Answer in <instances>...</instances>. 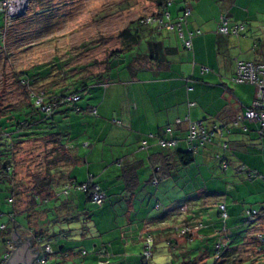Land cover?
Returning <instances> with one entry per match:
<instances>
[{"label": "crops", "instance_id": "0c3cea01", "mask_svg": "<svg viewBox=\"0 0 264 264\" xmlns=\"http://www.w3.org/2000/svg\"><path fill=\"white\" fill-rule=\"evenodd\" d=\"M214 1L216 5L205 0L182 3L170 13L172 30L145 26L162 43L157 56L133 71L115 70L108 81L87 93L91 103L75 112L57 113L56 123L87 119V139L80 147H66L78 162L53 172L58 184L54 183L55 196L44 203L47 207L31 209L25 184L17 186V166L8 167L11 180L0 179V264H8L17 248L11 237L14 229L22 242L31 237L34 253L40 254L37 240L51 248L53 253L45 264H144L142 253L148 237L153 241L150 260L159 255L165 264L173 263L166 261L168 252L170 256L179 254L175 264H204L202 259L209 257L210 248L214 257L228 247L247 254L258 246V239L264 237V216L252 225H246L244 216L249 211L246 205H259L255 211L262 212L264 183L248 180L238 168L264 177V137L254 121L241 119L235 124L251 107L256 89L235 84L232 78L238 63L264 64V0ZM186 9L188 15L183 13ZM180 16L183 20L178 27ZM221 16L229 22L227 35L218 32ZM238 26L243 29L233 33ZM81 112L88 116L80 119ZM178 120L180 124H176ZM56 123L57 130L65 131V125ZM189 123L220 131L211 143H194V160L183 166L177 153L188 151ZM160 139L175 140L176 147H160ZM216 157L227 163L225 170ZM129 166L135 167L132 188H127L128 179L123 175ZM203 174L212 182L222 178V186L216 182L211 190L204 186L186 192L193 179H203ZM70 181L96 183L105 194L99 209L101 228L88 215L87 205H76L84 201L95 206L84 192L72 189L67 200L59 202ZM4 190L12 193L11 200L4 197ZM109 195L120 214L105 205ZM219 205L226 206V221L220 217ZM134 215L138 217L135 221ZM184 227L190 230L188 236L180 234ZM113 230L116 235L109 236ZM53 237L61 244L58 248L49 242ZM260 247L264 252V243ZM38 259L33 264H39Z\"/></svg>", "mask_w": 264, "mask_h": 264}, {"label": "rangeland", "instance_id": "374dc122", "mask_svg": "<svg viewBox=\"0 0 264 264\" xmlns=\"http://www.w3.org/2000/svg\"><path fill=\"white\" fill-rule=\"evenodd\" d=\"M205 1H209L210 3L213 1L216 5L214 0ZM28 3V8L25 7L17 13L13 12L14 14L12 15H10L8 9H4L3 7L5 14L10 19H15V21H12L9 29L6 30L4 34V37H6L4 48H0V98L3 99L2 105L7 103L13 108L24 105L26 102L23 90L15 82L18 72L30 70L42 64L44 67L53 64L56 68L54 67L50 71L45 78V82H39V84L43 83V86H49L48 84L52 83V80L54 83V79L58 80L59 77L62 78L63 76L69 81H73L77 75L81 76L82 73L87 76L101 74L106 69L107 59L114 52L123 48L122 39L119 37L121 31L125 30L130 23L156 15L158 12V9L151 0H51L48 4L50 14L45 11H43V14H38L39 9L36 8V11L34 10L35 3L32 4L33 2L31 1ZM182 3V0H174L167 10L173 15L182 6ZM192 6L194 7V4ZM190 8L192 9V7ZM209 16L211 17L212 15ZM3 25L4 15L0 13V29ZM46 68L50 69L51 67L47 66ZM56 69H61L62 72L53 76L57 71ZM46 82L48 84H45ZM33 90L35 92L42 91L37 85ZM87 92L81 91L82 100L78 103L79 107L85 106L89 102L91 103L90 98L87 97ZM79 115L80 119L88 116L86 112H81ZM57 116V114L53 115L56 120ZM86 120L82 119V121L78 120L74 122L71 118L66 120V124L62 121H57L60 127L65 125L62 128L65 130L63 131L65 137L62 142L66 147L68 145L69 147H73L74 145L80 147L82 142L87 139L84 130L88 126V121ZM39 137H42V135ZM51 149L50 144H46L44 149L42 141H32L19 144L14 150V165L17 166L14 176L17 182L25 184L26 190L24 194L26 193V200L29 198L28 192H30L31 186L34 184L33 177H43V173L46 170L44 169L45 157H43V153L48 152V155L51 157H57V153L52 152ZM191 169L194 172L197 168L193 165ZM220 175L225 177L222 173ZM204 176L205 174H203V179H197L198 181L193 179V183L186 187V192L193 193L199 190L198 188L200 187L204 188V186H207L211 190L216 182L222 186V182L220 183L222 178H216V182H212ZM3 195L7 199L13 196L8 190H4ZM111 198L112 196L109 195L105 205L113 208V213L120 214L119 209L116 206L114 207ZM59 199V202L67 200L62 195ZM39 205L42 207L48 206L41 203ZM76 205H87L86 209L89 210L88 215L99 224V228L102 227V216H99L100 206H91V204H86L84 201L81 204L76 203ZM256 208L259 210V205H246V211L256 210ZM74 210L77 212L78 209ZM150 212L153 214V211ZM108 217H111V215ZM120 217L123 218L122 216ZM135 217L137 216L134 215L132 217L134 221ZM99 218L101 219L100 221ZM244 220L246 221V225H252V222L246 215L244 216ZM244 220L242 217H239L240 222ZM116 230L109 232V236H115ZM56 240V237H53L49 242L52 244V247L56 246L58 248L61 244L58 245ZM212 249L208 250L209 257L204 260V264L214 263V257L210 255ZM168 255L166 261L172 260V264H175L174 260L178 261L180 259L178 253L171 254L170 256V252H168ZM50 257L53 258L52 256ZM245 258L248 259L250 257L245 255ZM192 262H194V258ZM148 264H165V262H162L159 255H154Z\"/></svg>", "mask_w": 264, "mask_h": 264}, {"label": "trees", "instance_id": "16d2710c", "mask_svg": "<svg viewBox=\"0 0 264 264\" xmlns=\"http://www.w3.org/2000/svg\"><path fill=\"white\" fill-rule=\"evenodd\" d=\"M2 1L4 0H0V4ZM50 1L51 0H33L32 4L35 3L34 10L36 11V8L39 9L37 12L38 14H43V11L50 14L51 12L48 7ZM151 1L158 9L156 15H160L174 0ZM187 1L189 0H182L183 3ZM0 13L4 15V25L0 29V48H4V43L6 41L4 34L15 19H10L7 14H5V11L1 9ZM143 19L144 18L130 23L125 30L121 31L119 37L122 39L123 48L114 52L110 58L107 59L106 69L103 73L89 76L82 73L81 76L77 75L75 80L72 79L73 81H69L63 76L62 78L59 77L58 80L54 79L57 83H53L52 80L53 84H48V81L45 84L49 86H43V83L39 84V82H45V78L55 66H53V64L47 65L51 67L49 69L42 64L30 70L20 71L16 74L15 82L24 92L23 94L26 100L24 105H20L17 108H13L7 103L2 105L3 99L0 98V179L11 180L7 169L9 166L14 165V150L19 144L42 141L44 149L46 144H50L52 148L51 151L57 153V157L53 156L54 158L48 155V152L43 153V157H45L44 169L46 170L43 173V177H33L34 184L31 186V193L28 195L31 209L36 208L39 203L44 204L47 201L49 202L55 196L53 187L55 185L54 183L56 182V184H58V182L55 180L53 172L59 167H64L66 164L78 162L72 158L70 151H68L63 144L62 141L65 137L63 134L64 132L55 128L56 121L53 115L60 111L65 114L79 110L78 103L82 100L81 91L85 93L91 90L95 85H98V83L108 81L111 73L121 67L133 71L137 66H141L145 60H152L154 55L157 56L159 49H162V43L157 41L151 34V31L141 23ZM56 70L53 76L62 72L61 69ZM36 85L39 89H42V91L35 92L33 89ZM72 95L79 96V101L77 103L70 104L67 102V99ZM39 99H41L40 103H38ZM43 107H49L50 113H45L42 110ZM40 135H42V137H39ZM177 157L183 166L190 165L194 160L192 151L178 152ZM134 171L135 167L131 166L125 167L123 170V175L128 179L127 186L129 185V187L127 188H132L135 184L133 183L135 180ZM94 185L97 184L90 181L81 184L70 181L64 185V189L66 188L67 191H65L66 194L62 195L68 198L72 189L80 190L85 193L87 200L92 203L91 192ZM17 186L20 187L21 183L18 182ZM83 187H86V189L83 190ZM92 204L96 205L94 203ZM183 229H185V227L180 230V234ZM33 232L35 236H38L37 238H41V234L35 230ZM189 233L190 230L183 236H188ZM263 243L264 237L258 239V246H253V249L247 254L244 250L242 251L237 248L229 247L222 251H218L214 256L213 264H264V252H262V247H260ZM245 254L250 258L246 259L244 256ZM202 260L205 259L203 258ZM144 264H146L145 261Z\"/></svg>", "mask_w": 264, "mask_h": 264}, {"label": "built area", "instance_id": "2783aa9c", "mask_svg": "<svg viewBox=\"0 0 264 264\" xmlns=\"http://www.w3.org/2000/svg\"><path fill=\"white\" fill-rule=\"evenodd\" d=\"M32 2L33 0H4L0 4V9L3 11L4 9H8L10 12V15L14 14L13 12L17 13L20 10L24 9L25 7H29L28 2ZM170 6V4H169ZM183 13L185 15L189 14V10H184ZM183 20V16L179 17V23L177 24L178 27H180V23ZM141 23L145 26H154L159 29H165V30H172L174 25L171 23V16L169 11L166 9L162 11L160 15H153L144 18ZM243 26H238L233 30V33L238 32L239 30H242ZM218 32L223 35H227L230 33L229 31V22L228 19L224 16L220 17L219 24H218ZM195 33H192L194 35ZM187 48H190L189 42L185 43ZM232 82L235 84H249L255 87L256 93L255 98L252 102V105L249 109H247L244 114L239 117L235 124L240 121L241 119H247L250 121H254L258 123L259 125V134L264 137V64L261 63H238L235 76L232 78ZM79 101V96L72 95L67 99V102L70 104L77 103ZM41 102V99H39L38 103ZM42 110L45 113H50L49 107H43ZM181 121H176V124H180ZM220 130H217L213 128L212 130H209L203 126L202 123H189L188 125V134L186 137V143L188 144L189 148L188 151H192L194 149L193 144L198 143V145H203L205 143H211L212 139L216 132H219ZM167 133H171L170 129H167ZM149 137H153L150 135ZM158 145L163 148H175L176 147V141L175 140H159ZM143 147H146V143L144 142ZM220 160V167L221 169L225 170L227 168V163L225 161H222L219 157H216ZM245 172L248 180H254V179H260L264 183V177H262L258 172L256 171H249L244 169L243 167L238 168V172ZM83 190L86 189V187L82 188ZM66 194V192H65ZM92 197V203L96 205H101L105 200V195L99 188V186L94 185L91 192ZM184 209L181 208V211ZM220 217L223 221H226L228 219V213L226 210L225 205H219L218 207ZM246 216L248 219L253 222L256 221L259 216H264V208L262 212H258L255 210L247 211ZM5 227H1V230H4ZM189 232L188 228H185L181 231V235L187 234ZM152 239L150 237L146 238L144 240V249L142 253L143 261L147 262L150 260L152 256ZM36 244L39 245V264H45L46 259L50 254H52V250L48 245H40L41 240H37Z\"/></svg>", "mask_w": 264, "mask_h": 264}, {"label": "water", "instance_id": "95a60500", "mask_svg": "<svg viewBox=\"0 0 264 264\" xmlns=\"http://www.w3.org/2000/svg\"><path fill=\"white\" fill-rule=\"evenodd\" d=\"M11 237L14 245L17 248L16 250H14L8 264H33V260L35 258H38L39 252H33V250H35L36 248L30 249L32 241L31 237L22 242L19 238L18 232L15 229Z\"/></svg>", "mask_w": 264, "mask_h": 264}]
</instances>
